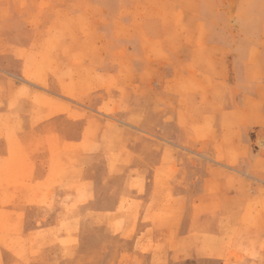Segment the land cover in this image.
<instances>
[{
	"label": "rangeland",
	"instance_id": "374dc122",
	"mask_svg": "<svg viewBox=\"0 0 264 264\" xmlns=\"http://www.w3.org/2000/svg\"><path fill=\"white\" fill-rule=\"evenodd\" d=\"M0 264H264V0H0Z\"/></svg>",
	"mask_w": 264,
	"mask_h": 264
},
{
	"label": "crops",
	"instance_id": "0c3cea01",
	"mask_svg": "<svg viewBox=\"0 0 264 264\" xmlns=\"http://www.w3.org/2000/svg\"><path fill=\"white\" fill-rule=\"evenodd\" d=\"M83 141H84V139L83 138H78L77 140H72V141H69L72 145H73V148L74 149H76L81 143H83ZM78 153H79V155H80V158H77L76 156H75V154H72L71 153V157L73 156V157H75V158H77L78 160H80L81 158H82V153L80 152V151H77ZM73 157H72V159H73ZM83 164L82 163H79V164H76V165H74L73 167L77 170V167H78V170H79V168L82 166ZM48 174H52V172H51V169H50V166L47 168V170H46V175H48ZM101 213V212H100ZM69 220H70V218H68ZM68 219H66V221L68 220ZM38 230V229H37ZM37 230H35V229H29L27 232H25V237H27V238H29L31 235H36V233L35 232H43L42 230L41 231H37ZM45 232H47V231H45ZM47 234V233H46ZM40 236V240L41 241H45V239H47V237L45 236V234H40L39 235ZM69 237H74V235H67V234H64V235H61V237H59V238H61V240L62 239H68ZM42 251H39L38 253H34V254H38V255H41V254H43L44 253V251H45V249H44V247H42V248H40ZM29 254H32L31 253V251H30V253ZM28 254V255H29ZM73 254H75V256L76 255H78L79 254V251H77V252H75V253H73Z\"/></svg>",
	"mask_w": 264,
	"mask_h": 264
}]
</instances>
